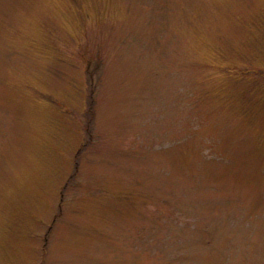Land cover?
<instances>
[{"label":"rangeland","instance_id":"1","mask_svg":"<svg viewBox=\"0 0 264 264\" xmlns=\"http://www.w3.org/2000/svg\"><path fill=\"white\" fill-rule=\"evenodd\" d=\"M0 264H264V0H0Z\"/></svg>","mask_w":264,"mask_h":264},{"label":"trees","instance_id":"2","mask_svg":"<svg viewBox=\"0 0 264 264\" xmlns=\"http://www.w3.org/2000/svg\"><path fill=\"white\" fill-rule=\"evenodd\" d=\"M90 73V75L92 76L93 75V73L92 72H89ZM94 88L93 89H91V91H90V94H89V97H88V99H87V105L89 106V110H86L85 112H84V116H85V122H84V124H85V130H86V132L88 133V138H86V143L87 144H89L91 141H88V139H91V136L93 137V132H92V130H91V128H93V115H92V112H93V110H94V100H95V94H94ZM82 150H83V148H82Z\"/></svg>","mask_w":264,"mask_h":264}]
</instances>
